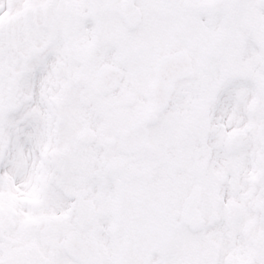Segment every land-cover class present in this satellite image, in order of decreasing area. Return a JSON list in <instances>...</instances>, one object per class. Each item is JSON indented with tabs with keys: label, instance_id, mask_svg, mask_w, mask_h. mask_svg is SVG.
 Returning <instances> with one entry per match:
<instances>
[{
	"label": "snow or ice",
	"instance_id": "1",
	"mask_svg": "<svg viewBox=\"0 0 264 264\" xmlns=\"http://www.w3.org/2000/svg\"><path fill=\"white\" fill-rule=\"evenodd\" d=\"M0 264H264V0H0Z\"/></svg>",
	"mask_w": 264,
	"mask_h": 264
}]
</instances>
